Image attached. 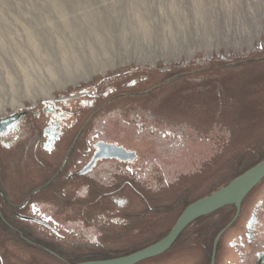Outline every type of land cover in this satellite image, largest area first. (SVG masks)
I'll return each instance as SVG.
<instances>
[{
	"label": "rangeland",
	"instance_id": "obj_1",
	"mask_svg": "<svg viewBox=\"0 0 264 264\" xmlns=\"http://www.w3.org/2000/svg\"><path fill=\"white\" fill-rule=\"evenodd\" d=\"M50 104L66 116L63 126L68 105L88 109L53 156L39 141L44 115L35 128L23 116L18 138L0 142V186L12 200L42 188L32 205L5 207L3 216L22 214L26 222L13 225L62 249L68 264L152 245L187 204L264 154V0H0V126ZM86 139L135 154L133 173L111 158L84 171L75 162ZM246 199L219 246L254 209L263 215L264 181ZM235 213L226 207L192 224L167 253L140 264H210ZM262 221L243 264H261ZM0 264L67 263L8 235L0 236Z\"/></svg>",
	"mask_w": 264,
	"mask_h": 264
},
{
	"label": "flooded vegetation",
	"instance_id": "obj_2",
	"mask_svg": "<svg viewBox=\"0 0 264 264\" xmlns=\"http://www.w3.org/2000/svg\"><path fill=\"white\" fill-rule=\"evenodd\" d=\"M93 101H94V99L88 98V99H86V101H84V104H85V106H87L89 108V106H90L89 104H93L94 103ZM85 106L82 105V107H76L75 108L73 106L68 105V109H67L68 110V123L64 124V126H63L62 122H63V120H65L66 116L63 114L62 115L58 114L57 106L55 104H50V105L46 106L45 108L39 107L38 109L26 111L30 114V115L26 114V116H25V118L29 117L28 122L30 124L27 126L29 128L31 126L35 128L36 125L40 124L39 121H40L42 115H44V117H45L46 124H45L44 128L42 129V134H40L41 137L39 138V141L42 142L43 150L46 151L45 154H49L51 156H53L55 154V151L57 150V146L59 145L58 143L61 142L63 140V138L65 137V135H67V133H68L69 124L70 123L74 124L73 122H74V119H76V115L78 113L83 112V109L86 108ZM88 108H86V110ZM20 122H21V118L14 125L11 124L13 126V128L10 131V133L6 134L3 137H0V142L3 145H5V146L9 145L10 142H8V139H10V137L12 139V137L14 136L13 139H15V140L18 138V135L20 132H22V128H23L22 127L23 125ZM91 137L94 138L93 136H91ZM86 140H87V147H86L85 151L81 153L79 159H77L75 162L76 164L85 162L84 166H83L84 171L88 172V171L92 170L95 167V165H97L99 160H101V159L103 160V159L111 158V159H117V160H122V161L124 160L126 163L131 164L132 166H129L128 169H129L130 173H133L134 170H132L133 169L132 167L136 163V157L133 155L132 152H130L126 149H123V148L122 149L124 151L123 150H119V151L114 150V148H112L111 145H108V144H106L102 141H99V140H97V142L95 144H90L91 139H86ZM74 142H73L74 144L72 143V145H71V149L68 152V156H67L62 168L65 167V165L67 164V162H69V160L71 158V155L74 151V148L76 147L77 140H75ZM113 146L117 148V146H115V145H113ZM118 148L121 149V147H119V146H118ZM41 164L42 163H41L40 158L36 159L35 167L38 168L39 171L41 168ZM61 170H63V169H61ZM53 179H56V177ZM52 182H54V181L53 180L48 181L43 186V188L44 187L45 188L50 187L52 185ZM38 184H41V182H38ZM0 187H2V186H0ZM37 188L40 189L41 186H39ZM26 201L29 202L28 199H26ZM10 203H12V202L10 201ZM243 205H244V203H243ZM243 205H242V208H243ZM26 206H28V204H25V205H2V206H0L1 207L0 209H4L6 207L5 209L10 208L9 210H11V208H13V209H15V211H17V210H21L23 207H26ZM230 207L234 208L236 211V208L234 206H230ZM242 208H241V212H242ZM254 212H255V209L249 215V218L247 219V222L244 226V230H242L237 235V237L231 238L226 246H219V243H220V240H219L218 245H217L215 264H218V259H220V264H243L244 263V261H245L244 255H247L250 251L249 245L251 244L250 240L252 238L251 236H252L254 226H256L257 223H259V220H263V217H262V219L258 218L256 221V224L254 226H252L253 228L250 230L249 219ZM16 217H20V216L18 214H14V218H16ZM262 222L264 223V220ZM236 241L238 243H240L241 246L237 245ZM231 253H232V255H234L235 258L230 257ZM257 253H258V255H261L260 260H259L260 263L264 264V249L261 252L257 251ZM219 255H221V258H219ZM223 261H225V262H223Z\"/></svg>",
	"mask_w": 264,
	"mask_h": 264
},
{
	"label": "water",
	"instance_id": "obj_3",
	"mask_svg": "<svg viewBox=\"0 0 264 264\" xmlns=\"http://www.w3.org/2000/svg\"><path fill=\"white\" fill-rule=\"evenodd\" d=\"M114 150H123L122 148L112 147ZM124 151V150H123ZM135 156V154H133ZM264 181V160L233 179L226 185L220 187L213 193L200 198L193 203L189 204L170 232L158 242L149 245L136 252L126 254L123 256L99 260H89L76 264H140L145 261L161 257L167 253L182 236V234L197 220L217 213L218 211L234 206L236 213L233 221L229 223L224 229L217 235L210 264L216 262L217 245L223 234L234 224L238 219L241 208L246 198L254 191V189L262 184Z\"/></svg>",
	"mask_w": 264,
	"mask_h": 264
},
{
	"label": "trees",
	"instance_id": "obj_4",
	"mask_svg": "<svg viewBox=\"0 0 264 264\" xmlns=\"http://www.w3.org/2000/svg\"><path fill=\"white\" fill-rule=\"evenodd\" d=\"M239 61H235L233 65L237 64ZM260 160H258L257 162H255L251 167L249 168H246L244 169L243 172L241 173H238L235 177L232 178L235 179L237 178L238 176H240L241 174H243L244 172H246L247 170H249L250 168H252L253 166H255L256 164H258L259 162H261L262 160H264V154L262 156H260L259 158ZM230 180V181H232ZM229 181V182H230ZM228 182V183H229ZM193 203V202H192ZM191 204V203H190ZM189 204H187L188 206ZM186 206V207H187ZM185 207V208H186ZM3 210V209H2ZM2 210L0 209V226L2 228V234L0 232V236H2L3 238H5L6 236L8 235H13L14 237L16 236L19 241L25 243V244H28V245H31L33 247H36L38 248V250H44V252L48 253V254H51L53 255L54 257H56L57 259H60L61 261L65 262L68 264L69 261L66 260L65 258V253L62 249L58 250L54 245H52L51 243H49V240L46 241L47 239L46 238H41L39 236H36V234L34 233V231L30 230L29 228L25 227V229H19V228H16L13 223H24L26 222L25 219L21 218V217H16V218H13L14 220H9V217L8 216H3V213H2ZM4 211V210H3ZM219 212V211H218ZM6 215V214H4ZM22 215V214H21ZM20 215V216H21ZM214 214L210 215V216H207V217H203L199 220H197L196 222L193 223L196 224V223H199V222H202L210 217H212ZM25 216V215H23ZM186 232V231H185ZM184 232V233H185ZM183 233V234H184ZM182 234V236H183ZM181 238V237H180ZM179 238V239H180ZM45 239V240H44ZM178 242V241H177ZM103 259V258H102ZM83 262V261H81ZM76 263H80V262H75L73 264H76Z\"/></svg>",
	"mask_w": 264,
	"mask_h": 264
},
{
	"label": "crops",
	"instance_id": "obj_5",
	"mask_svg": "<svg viewBox=\"0 0 264 264\" xmlns=\"http://www.w3.org/2000/svg\"><path fill=\"white\" fill-rule=\"evenodd\" d=\"M23 116H26L25 111L20 113L19 118H17L15 122H18L20 120V118H22ZM12 125H14V124H12ZM12 125L10 124V125L0 126V137H3L6 134L10 133V131L13 128ZM32 163H33V165H35L34 162H32ZM37 187H39V184L37 185ZM31 189L33 191L31 193H29V195H28L27 198H24L21 202H14L12 200V197H10L8 191H6V190H8V188L5 187V189H4L3 187H0V190L3 191V192L0 191V206H2V205H25V204H29L30 202H27L26 199H28L30 201L33 198V196H32L33 195V192L35 191V189H38V188H36V187L30 188L29 187V190H31ZM10 201L12 203H10ZM30 204H33V202L30 203ZM262 217H263V220H264V213H263L262 216H260L258 213H255V212L252 214V216L249 219V228H250V230L253 228L252 226H254L256 224L257 219L258 218H261L262 219Z\"/></svg>",
	"mask_w": 264,
	"mask_h": 264
}]
</instances>
